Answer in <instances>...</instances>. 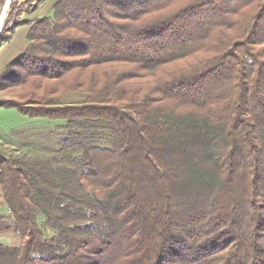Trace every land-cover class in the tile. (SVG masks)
I'll return each instance as SVG.
<instances>
[{"label": "trees", "instance_id": "trees-1", "mask_svg": "<svg viewBox=\"0 0 264 264\" xmlns=\"http://www.w3.org/2000/svg\"><path fill=\"white\" fill-rule=\"evenodd\" d=\"M50 13L0 78L62 126L52 156L0 148V264H264V0Z\"/></svg>", "mask_w": 264, "mask_h": 264}, {"label": "rangeland", "instance_id": "rangeland-1", "mask_svg": "<svg viewBox=\"0 0 264 264\" xmlns=\"http://www.w3.org/2000/svg\"><path fill=\"white\" fill-rule=\"evenodd\" d=\"M7 1L3 5V7L7 4ZM38 1L19 0L22 9L25 10L19 16V20H21V22L23 20V22L18 25L12 32L4 33L3 36L1 34H3L2 30L5 18L8 16L10 0L5 13L1 12L3 7L0 6V14L4 13V19L0 27V51L3 49V47L15 46L17 42L16 37L18 38V35H16V33L20 27L29 26V30L27 32L28 35L35 21L46 17L45 15H42L40 11H38L37 15H34L33 17L31 16L33 12L40 10L46 3V0H43L42 3ZM47 14H51L50 11ZM27 48L28 44L25 51L27 50ZM24 52L20 53L19 55L23 54ZM19 55L13 58L5 66H3V62L0 61V78L5 73L8 65L12 63ZM16 84L17 83L14 78L7 77L5 78V82L0 86V107H2L0 108V148L8 155L26 157L52 156L55 149L58 148L56 136L59 135V132L61 133L62 131V126L60 123L61 121H53L51 119L45 118H32L22 114L18 109H16V107L4 108L3 106L4 104H7V102H10L12 100L17 101V97L19 96L18 94H21L25 87V85L23 84ZM103 145L109 144L103 143ZM6 212V206H1L0 213ZM20 242L21 236L17 233H0V243L18 245Z\"/></svg>", "mask_w": 264, "mask_h": 264}, {"label": "crops", "instance_id": "crops-1", "mask_svg": "<svg viewBox=\"0 0 264 264\" xmlns=\"http://www.w3.org/2000/svg\"><path fill=\"white\" fill-rule=\"evenodd\" d=\"M57 1L58 0H46V3L42 6V8L33 12L31 16L33 17L34 15H37L38 11H40L42 15L48 16L49 14L47 13H49V11H52V8ZM28 30L29 26L20 27L16 33V35H18V38L16 37L17 42L15 46L3 47V49L1 50L3 52L0 51V61L3 62V66L9 63L17 55L25 51L28 44V42L26 41V35Z\"/></svg>", "mask_w": 264, "mask_h": 264}, {"label": "bare ground", "instance_id": "bare-ground-1", "mask_svg": "<svg viewBox=\"0 0 264 264\" xmlns=\"http://www.w3.org/2000/svg\"><path fill=\"white\" fill-rule=\"evenodd\" d=\"M8 4H9V0L7 1V4L3 7V9L1 10V12H4L6 11V8L8 7ZM4 13L0 14V27H1V24L3 22V19H4Z\"/></svg>", "mask_w": 264, "mask_h": 264}, {"label": "built area", "instance_id": "built-area-1", "mask_svg": "<svg viewBox=\"0 0 264 264\" xmlns=\"http://www.w3.org/2000/svg\"><path fill=\"white\" fill-rule=\"evenodd\" d=\"M6 1H7V0H5V3H6ZM5 3H4V4H5ZM10 3H11V2H10ZM0 6L3 7V0H0Z\"/></svg>", "mask_w": 264, "mask_h": 264}, {"label": "water", "instance_id": "water-1", "mask_svg": "<svg viewBox=\"0 0 264 264\" xmlns=\"http://www.w3.org/2000/svg\"><path fill=\"white\" fill-rule=\"evenodd\" d=\"M10 2H11V0H10Z\"/></svg>", "mask_w": 264, "mask_h": 264}]
</instances>
